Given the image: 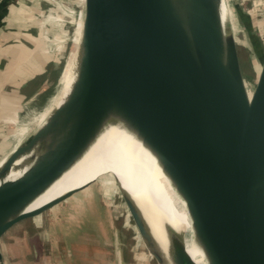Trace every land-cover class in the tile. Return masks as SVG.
<instances>
[{
	"label": "water",
	"instance_id": "95a60500",
	"mask_svg": "<svg viewBox=\"0 0 264 264\" xmlns=\"http://www.w3.org/2000/svg\"><path fill=\"white\" fill-rule=\"evenodd\" d=\"M221 2L81 0L71 87L0 163V240L91 184L26 210L111 120L156 158L206 264H264V53L248 92ZM18 156L26 169L8 179ZM121 196L149 255L167 264L136 203ZM166 233L172 263L196 264L179 233ZM116 257L122 264L120 245Z\"/></svg>",
	"mask_w": 264,
	"mask_h": 264
},
{
	"label": "rangeland",
	"instance_id": "374dc122",
	"mask_svg": "<svg viewBox=\"0 0 264 264\" xmlns=\"http://www.w3.org/2000/svg\"><path fill=\"white\" fill-rule=\"evenodd\" d=\"M41 2L43 7L33 18L36 36L31 45L22 37L6 42L5 50L17 46L21 57L27 58L15 61L20 71L13 69L9 76L12 57L0 63V159L37 129V117L59 94L69 58L78 50L74 41L76 28L82 23L81 0ZM227 2L230 19L226 28L235 37L245 86L251 92L264 53V0ZM111 176L106 175L105 181L98 177L83 190L8 229L0 240L2 264H45L48 256L57 257L61 264H84L89 259L90 264L95 260L101 264L105 258V264H111L112 257L107 254L113 233L129 260L141 254L145 264H157Z\"/></svg>",
	"mask_w": 264,
	"mask_h": 264
},
{
	"label": "bare ground",
	"instance_id": "6f19581e",
	"mask_svg": "<svg viewBox=\"0 0 264 264\" xmlns=\"http://www.w3.org/2000/svg\"><path fill=\"white\" fill-rule=\"evenodd\" d=\"M229 9L227 0H222L223 22L230 19ZM81 28L82 23L76 28L74 41L76 45L80 40ZM76 58L75 51L69 58L59 94L55 100L49 102L44 112H40L36 119L37 127L68 93L75 77ZM4 158L0 159V163ZM11 167L10 171H7V178L15 179L26 169V164L21 156H18L11 163ZM108 174L112 175L119 193L123 191L138 206L167 264L173 263L170 259L166 227L179 233L188 254L196 264H206L204 253L195 239L184 201L176 193L154 155L137 137L115 121H107L83 154L38 195L26 210L40 207L68 191L92 183L98 177ZM1 181L2 178H0V185Z\"/></svg>",
	"mask_w": 264,
	"mask_h": 264
},
{
	"label": "crops",
	"instance_id": "0c3cea01",
	"mask_svg": "<svg viewBox=\"0 0 264 264\" xmlns=\"http://www.w3.org/2000/svg\"><path fill=\"white\" fill-rule=\"evenodd\" d=\"M42 7L43 6L41 0H0V17H2L3 19L2 20L3 26L0 28V63L3 58L5 59L9 57L8 60L11 59L10 57L14 58V61L11 62V67L8 70L9 76L13 75V69H15L17 73L20 71L18 66L17 67L14 66V63L17 60V58L25 59V60H27V58L21 57L22 54H20L19 47L17 46L5 50L6 42H8V40L11 39L22 37L26 39L31 45L32 38L36 36L33 33L35 29L33 25L34 24L33 18L36 17L35 14L38 13V9H42ZM102 180L105 181V176L102 177ZM119 242L120 241L118 236L113 233V244L111 249H108V251L110 250L111 251L109 252V254H107V256L112 257V260L110 262L111 264H115V263L119 264L116 257V247L117 245H119ZM89 257H91V255ZM48 258H49L48 261L50 263L46 262L45 264H61L57 259V257L55 256L54 257L48 256ZM58 258H61V256H58ZM62 259H64V256ZM106 260L107 258L104 259V261ZM104 261L102 260L101 264H105ZM145 262L146 260L141 254L135 255L134 257H132L131 260H129L128 257L125 256L124 252L122 253V264H145ZM95 263L96 260L91 264H95ZM14 264H18V263H14ZM84 264H90V259L86 260Z\"/></svg>",
	"mask_w": 264,
	"mask_h": 264
}]
</instances>
